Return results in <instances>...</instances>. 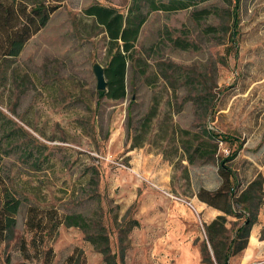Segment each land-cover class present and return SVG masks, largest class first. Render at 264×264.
<instances>
[{
	"label": "rangeland",
	"instance_id": "rangeland-1",
	"mask_svg": "<svg viewBox=\"0 0 264 264\" xmlns=\"http://www.w3.org/2000/svg\"><path fill=\"white\" fill-rule=\"evenodd\" d=\"M131 4L64 0L21 56L0 68V176L22 201L0 264H66L74 254L79 264H104L77 228L62 226L39 245L26 226L32 208L104 225L118 264H205L197 194L220 186L219 164L190 165L179 146L205 127L218 140V158L229 159L238 192L258 175L264 182V0H196L186 10L151 13L128 67L126 98H100L93 68L106 67L109 43L84 11L97 5L126 14ZM263 207L264 199L259 213ZM241 224L227 216L228 242Z\"/></svg>",
	"mask_w": 264,
	"mask_h": 264
},
{
	"label": "trees",
	"instance_id": "trees-1",
	"mask_svg": "<svg viewBox=\"0 0 264 264\" xmlns=\"http://www.w3.org/2000/svg\"><path fill=\"white\" fill-rule=\"evenodd\" d=\"M195 1L132 0L126 14L97 5L84 11L103 29L109 43L108 61L105 67L107 89L98 93L100 98L106 97L114 101L126 98L128 67L135 60V45L148 16L159 11L170 13L186 10L195 5ZM223 1L230 4L233 2V0ZM63 2L64 0H0V68L21 56L29 41L48 25L52 15L58 11ZM200 14L205 16L209 11L204 10ZM236 17L234 12V20L237 19ZM171 41L180 49L190 47L180 40ZM153 118V113L147 115L149 122H152ZM179 131L191 135L186 130ZM179 143L190 165H194L197 161L206 164L218 161V173L221 178L219 188L215 191L201 188L197 198L201 203L223 214L206 226L207 241L213 252V258L205 244L204 263L228 264L232 255L242 252L247 247L252 228L258 223L259 209L264 199L263 178L258 175L246 189L238 192L233 185L234 172L227 167L229 159L218 158V140L206 127L202 129L201 137L197 136L196 141L187 143L180 140ZM21 206L22 201L13 195L0 176V244L13 238ZM238 207H242L241 210H238ZM227 216L242 220V224L235 230L233 239L229 242ZM26 226L35 234L34 240L39 245L45 242L47 236H55L62 226L80 229L86 241L104 257V264H118V256L111 250L110 238L105 226L101 224L96 226L81 214L60 216L54 210L42 212L32 208L28 212ZM22 247L24 254L29 255L25 249L26 245L23 244ZM37 251L40 254L38 248ZM66 264H79L76 255L69 257Z\"/></svg>",
	"mask_w": 264,
	"mask_h": 264
},
{
	"label": "crops",
	"instance_id": "crops-1",
	"mask_svg": "<svg viewBox=\"0 0 264 264\" xmlns=\"http://www.w3.org/2000/svg\"><path fill=\"white\" fill-rule=\"evenodd\" d=\"M145 158L148 161H152V159H151L152 155L146 154ZM153 161L157 162V161H159V159L155 158ZM160 165L162 168L161 169L162 172L168 171L170 169V167L168 165H166L162 160L160 162ZM156 179H157V180H155L156 184L158 182L160 183L162 180H164L163 176L158 177ZM218 188L219 187H217L216 189H213V190L212 189H206V190L215 191ZM146 193L147 192L145 191L144 194L146 195ZM197 203H199L202 206L203 211H205L204 215H203L204 216L203 218L205 220H203V221L206 224V226H209L214 220H216L217 217L223 215L220 211L213 209V208H210L206 204H203L199 201H197ZM208 220L210 222H208ZM263 228H264V207L258 215V223L252 228L247 247L242 252H240L236 255H232L229 258L228 264H264V239H261V234H262ZM205 244H207L209 246V248H211L210 244L207 241V238H206V241L204 242V245ZM210 256L213 258V252L212 251L210 253Z\"/></svg>",
	"mask_w": 264,
	"mask_h": 264
},
{
	"label": "water",
	"instance_id": "water-1",
	"mask_svg": "<svg viewBox=\"0 0 264 264\" xmlns=\"http://www.w3.org/2000/svg\"><path fill=\"white\" fill-rule=\"evenodd\" d=\"M93 72L97 79V90L98 92L105 91L107 89V81L105 76V68L99 64H95Z\"/></svg>",
	"mask_w": 264,
	"mask_h": 264
},
{
	"label": "built area",
	"instance_id": "built-area-1",
	"mask_svg": "<svg viewBox=\"0 0 264 264\" xmlns=\"http://www.w3.org/2000/svg\"><path fill=\"white\" fill-rule=\"evenodd\" d=\"M113 163V162H112ZM151 186L156 187L154 184H151ZM182 201V200H181ZM193 213L197 214V210L194 207V205L191 202H187V201H182Z\"/></svg>",
	"mask_w": 264,
	"mask_h": 264
}]
</instances>
